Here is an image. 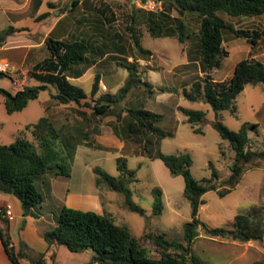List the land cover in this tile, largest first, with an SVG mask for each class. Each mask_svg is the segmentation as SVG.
Wrapping results in <instances>:
<instances>
[{
	"label": "trees",
	"instance_id": "obj_1",
	"mask_svg": "<svg viewBox=\"0 0 264 264\" xmlns=\"http://www.w3.org/2000/svg\"><path fill=\"white\" fill-rule=\"evenodd\" d=\"M141 1L145 3L148 0ZM158 1L162 2L163 9L158 12H148L147 25L152 36H176L181 43H184L193 34L199 35L197 56L192 57L190 50L189 62L185 66L198 61L203 75L193 81L190 89L185 87L183 94L189 100L210 104L218 115L225 110L237 114V97L245 87L248 84L264 86V63L255 58H244L234 66L232 76L228 80H215L212 72L219 66L220 58L226 55L227 51L224 50L223 43L227 31L256 44L264 36V30L250 33L236 29L222 15L227 14L231 17L264 15V0ZM172 8L179 9L183 14L196 16L199 20V28L194 30L183 18L172 16L170 12ZM49 14L45 13V15ZM129 28L133 31L135 48L143 54H153L150 49L142 45L135 27ZM17 31L19 30L14 26L0 30V48ZM46 42L51 55L38 62L30 76L41 86L46 88L52 86L55 89L53 96L61 104L67 105L75 101L80 110L75 111L77 120L72 124L58 127L52 117L43 116L36 122L26 124L15 142L0 143V190L15 195L21 201L24 217L35 216L33 209L45 200L37 181L48 173L55 176H70V166L65 163V159H74L79 144L90 142L93 133H101L100 123L96 131L92 130L90 123L86 124L93 122L87 115L86 108L92 109L99 120L111 110H115L119 123L114 126V133L117 135L119 125L124 118L127 119L123 126L126 136L137 141H145L149 132L160 139L173 135V132L164 131L157 125L163 120V114L144 108L122 107V102L133 88L141 84L146 87L152 86L148 81L142 80L138 59L129 61L124 47L112 51L111 47H94L85 40H58L52 37H48ZM111 54H119L122 60H118V65L129 71L124 86L118 92L99 94L101 73L95 75L90 92L68 78V72L73 66L83 65L87 69ZM0 76L6 74L0 73ZM0 93L4 96L8 113L13 114L23 111L31 101L37 99L40 89L37 85H26L23 89L12 93L0 87ZM179 109L192 125L207 122L203 110L184 107ZM124 112H126L125 116ZM212 124L222 138L231 143L235 152L230 167L231 174L221 184L218 183L220 175L213 162L209 164L212 168V177L199 180L191 172L193 160L188 152L156 154L173 175H182L185 180L184 194L191 203L192 218L184 225L183 240L172 239L165 232L154 231L138 237L126 224L117 222L112 212L101 213L64 205L54 213L55 226L44 232L48 244L45 252H35L25 242H22L17 249L9 233L8 219L4 216L6 211L1 208L0 219L5 223V227H0V237L10 260L14 264H22L24 259L30 264H58L57 251L59 247L65 246L76 252L94 250L95 255L90 264H205L193 248L195 240L202 233L208 237H222L231 241L263 240L264 207H254L248 213L236 215L230 227L211 226L200 218V207L206 203L203 197L207 192L217 190L221 197L226 196L240 183L247 164L264 161V150L252 147L250 135L252 130L258 129L259 124L247 122L237 131L228 128L219 119ZM88 125L90 128L87 127ZM200 130L201 128H195V131ZM117 162L119 170L117 176L111 175L100 166L93 168L96 174V186L100 188L105 185L110 190L121 193L127 209L144 215L145 210L131 198L130 185L138 181L137 171L128 168L126 157H119ZM221 187L223 188L220 189ZM152 194L154 212L161 214L164 210L163 190L159 186L154 187Z\"/></svg>",
	"mask_w": 264,
	"mask_h": 264
},
{
	"label": "rangeland",
	"instance_id": "obj_2",
	"mask_svg": "<svg viewBox=\"0 0 264 264\" xmlns=\"http://www.w3.org/2000/svg\"><path fill=\"white\" fill-rule=\"evenodd\" d=\"M65 1L51 2L64 4ZM93 1L100 20L98 47H111L112 51L124 47L129 61L138 59L142 80L152 84L151 87L141 84L133 88L122 102V107L144 108L163 114V120L157 125L164 131L173 132V135L160 139L149 132L145 141H137L127 137L124 132L126 118L119 125L117 135L113 132L114 126L119 124L115 110H111L99 120L92 109L86 108L87 115L93 122L100 123L99 125L103 123V130L100 134L93 133L90 142H82L81 145L87 147L81 148L74 159H65V163L70 166V176L48 173L37 181L45 200L33 209L34 217H42L41 226L46 230L55 226L54 213L64 205L84 210L97 209L99 212H112L117 222L126 224L135 236L154 231L165 232L169 238L183 240L184 225L192 218L191 203L184 194L185 180L182 175H173L156 154L188 152L193 160L191 172L199 180L212 177L209 164L213 162L220 175L218 183L221 184L231 174L230 167L235 152L231 143L222 138L212 122L219 119L235 131L247 122L259 124L257 130L250 132L252 147L264 150V86L248 84L237 97L238 113L233 114L225 110L218 115L210 104L189 100L183 94L185 87L190 89L193 81L203 75L198 61L185 66L189 61L190 50L192 57L197 56L199 35L193 34L184 43L176 36L154 37L147 25L150 11L143 7L141 0ZM51 8L50 4L45 2L43 11H49ZM170 12L176 18H183L192 29L199 28L196 16L183 14L177 8H172ZM222 16L236 29L250 33L264 30V15ZM23 24L36 25L30 18ZM130 26L135 27L142 45L153 54H143L135 48ZM102 42H105V46H101ZM223 47L227 52L212 72L215 80L230 79L234 66L244 58H256L264 63V36L256 44H252L248 39L227 31ZM119 54H111L112 56L109 55L106 59L103 57L97 66V71L103 74L104 80V83L100 84L99 94L116 93L124 86L129 71L118 65V60H122ZM29 80L31 85L41 86L29 76L24 82L27 84ZM92 85L93 80L81 84L87 92L91 91ZM0 87L12 88V81L6 76H0ZM54 93L52 86L40 90L37 99L31 101L23 111L13 114L8 113L4 96L0 93V143L15 142L26 124L36 122L43 116L52 117L58 127L64 125L65 117L69 122L71 119L75 122L76 110H80L79 105H63L54 98ZM179 107L205 111L207 122L190 124ZM87 127L90 128L89 125ZM91 127L93 131L97 130L96 124ZM195 128L201 130L195 131ZM117 136L119 141L123 139V145H120ZM119 157H126L128 168L137 171L138 181L130 185L131 198L145 210L144 215L127 209L121 193L110 190L105 185L100 188L96 186L93 168L100 166L111 175L117 176ZM157 186L163 190L164 210L161 214H156L153 206L152 189ZM96 190L97 204L92 206L85 197ZM203 198L206 203L201 205L199 215L211 226L230 227L236 215L248 213L254 207H264V161L247 164L240 183L231 193L221 197L217 190H211ZM150 247L154 249L152 244ZM193 248L205 264H264V237L263 240L240 242L222 237H208L202 233L195 240ZM94 255V250L76 252L61 246L57 251V263L90 264Z\"/></svg>",
	"mask_w": 264,
	"mask_h": 264
},
{
	"label": "crops",
	"instance_id": "obj_3",
	"mask_svg": "<svg viewBox=\"0 0 264 264\" xmlns=\"http://www.w3.org/2000/svg\"><path fill=\"white\" fill-rule=\"evenodd\" d=\"M51 1L0 0V30L9 26H14L19 30L10 36L8 41L0 48V60L8 62L11 70L21 71L19 77L24 79V81L28 76L31 79V71L38 62L51 55L46 42L48 37L58 40H85L94 45V47H98V23L100 20L95 9V1L66 0L64 4H54ZM45 2L50 4L51 10L43 11ZM45 13L50 14L45 15ZM28 18L32 19L36 25L25 26L23 23ZM102 45L104 46L105 42H102ZM99 63L101 61L95 62L87 69L83 65L73 66L68 72V78L75 84L79 83L77 85L80 86L88 80H93L94 82L95 75L101 73L97 71ZM80 72L83 73L80 75ZM101 75L103 74L101 73ZM6 77L12 81V88L8 89L12 93L23 89L22 86L17 84L16 75H6ZM101 83H104L103 78ZM26 85H31L30 80L24 86ZM71 103L73 106L77 104L75 101ZM82 109L86 110L85 108ZM66 119L67 117H65L64 125L73 123L72 119L71 122ZM88 123L90 125L96 124L98 127L95 122ZM99 128L102 132L103 123L99 125ZM116 138L119 141V137L117 136ZM121 141L123 139L119 141L120 145H123ZM83 147L87 146H82L81 144L77 146L75 156L78 155ZM97 195L98 190L92 191L85 198L91 203L90 205L95 206L97 204ZM1 208L6 211L4 216L8 219L9 233L17 249L20 248L22 242H25L35 252H45L47 250L48 244L44 237L45 227L41 226L42 217L36 218L33 215L24 217L21 201L15 195L0 190ZM96 211L98 210L96 209ZM0 227H5V223L1 219ZM0 264H14L6 253L1 237ZM22 264H30V262L24 259Z\"/></svg>",
	"mask_w": 264,
	"mask_h": 264
},
{
	"label": "built area",
	"instance_id": "obj_4",
	"mask_svg": "<svg viewBox=\"0 0 264 264\" xmlns=\"http://www.w3.org/2000/svg\"><path fill=\"white\" fill-rule=\"evenodd\" d=\"M143 7L153 12H158L163 9L162 2L158 0H148L147 2L143 3ZM0 73H4L6 75H16L17 78L15 80L17 84L24 88V79H21V77H19L21 71L11 70L8 62L0 60Z\"/></svg>",
	"mask_w": 264,
	"mask_h": 264
},
{
	"label": "water",
	"instance_id": "obj_5",
	"mask_svg": "<svg viewBox=\"0 0 264 264\" xmlns=\"http://www.w3.org/2000/svg\"><path fill=\"white\" fill-rule=\"evenodd\" d=\"M40 90L45 89V86H38Z\"/></svg>",
	"mask_w": 264,
	"mask_h": 264
}]
</instances>
